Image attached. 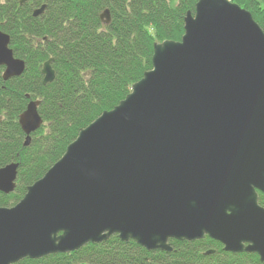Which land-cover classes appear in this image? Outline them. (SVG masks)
Returning <instances> with one entry per match:
<instances>
[{"label": "water", "instance_id": "1", "mask_svg": "<svg viewBox=\"0 0 264 264\" xmlns=\"http://www.w3.org/2000/svg\"><path fill=\"white\" fill-rule=\"evenodd\" d=\"M100 19L109 24L108 10ZM9 46L0 32L4 82L25 69ZM51 62L42 66L43 85L54 80ZM151 64L14 207H0V264L74 252L113 235L164 252L172 251L169 240L207 236L264 264L257 203L264 195V32L228 0H198L180 41L155 44ZM39 104L29 101L19 117L24 146L43 124ZM17 168L0 169L1 194L14 191Z\"/></svg>", "mask_w": 264, "mask_h": 264}, {"label": "trees", "instance_id": "2", "mask_svg": "<svg viewBox=\"0 0 264 264\" xmlns=\"http://www.w3.org/2000/svg\"><path fill=\"white\" fill-rule=\"evenodd\" d=\"M0 0V31L10 37L21 76L4 82L0 68V169L18 165L15 189L0 193V207L12 208L29 186L62 157L80 130L116 107L152 68L153 46L180 41L187 12L198 0ZM246 10L264 32V0H228ZM45 5L44 12L33 16ZM108 10L110 22L100 15ZM52 59L54 80L43 85L41 69ZM28 96V98L26 97ZM40 102L43 124L25 135L19 117L29 101ZM258 204L264 208V196ZM171 252L147 251L117 235L105 242L17 264H262L256 254H232L207 237L170 240ZM214 252L205 255L208 251Z\"/></svg>", "mask_w": 264, "mask_h": 264}, {"label": "flooded vegetation", "instance_id": "3", "mask_svg": "<svg viewBox=\"0 0 264 264\" xmlns=\"http://www.w3.org/2000/svg\"><path fill=\"white\" fill-rule=\"evenodd\" d=\"M221 249H222V246H221ZM214 251L211 250V251H208L205 255H209V254H212ZM242 253H246V252H242Z\"/></svg>", "mask_w": 264, "mask_h": 264}]
</instances>
